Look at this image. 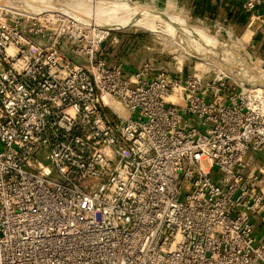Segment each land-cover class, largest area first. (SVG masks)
<instances>
[{
	"label": "built area",
	"instance_id": "1",
	"mask_svg": "<svg viewBox=\"0 0 264 264\" xmlns=\"http://www.w3.org/2000/svg\"><path fill=\"white\" fill-rule=\"evenodd\" d=\"M109 39L0 5V264H264V90L126 74Z\"/></svg>",
	"mask_w": 264,
	"mask_h": 264
},
{
	"label": "rangeland",
	"instance_id": "2",
	"mask_svg": "<svg viewBox=\"0 0 264 264\" xmlns=\"http://www.w3.org/2000/svg\"><path fill=\"white\" fill-rule=\"evenodd\" d=\"M93 1L94 3L96 1L99 2L100 6L104 5L103 7L105 8L110 3H119L124 7L137 8L138 10H142L146 15L145 17L151 18V20H160L178 28L182 26L183 28H187L188 31L192 30L200 38L201 45L206 50L211 51L215 55L217 53L220 54V62L223 64V67L225 66L233 73L236 72V75L240 78L245 77L246 79L239 80L247 82V78L252 77L253 74L260 81L264 82V58L254 42V36L251 39L249 38L250 32L255 28L254 25H252L250 30L248 26L246 27L250 19L247 20L245 26H237L228 21L211 23L206 20H196L187 11L186 4L183 2L184 0H177V8L170 5L168 0H41L43 4L54 2L59 6H69V4L77 6L81 3H92ZM0 5L12 6L18 11H34L28 0H0ZM254 16L256 17L257 14H254ZM68 17L72 16L68 15ZM86 19L85 22L92 24L100 23L101 20H107L101 24L110 32L109 40L112 39L114 41L115 35L118 36L116 37L118 40L117 45H114L113 48L108 47L106 51L108 61L111 60L109 57H112L116 46H121L124 49V51H121L123 52L121 56L122 62L121 60L118 62L122 63V67L124 65H133L132 67L138 68L143 62L153 61L156 67L163 66L172 77L176 79L181 77L183 80L192 75H197L209 81L214 80L218 76L219 71L223 72L219 69L220 66L218 64L204 59L193 46H189V51H187L178 43L168 38L158 37L148 31L137 30L130 24L111 20L105 13L104 16L102 13H97L94 17L90 14ZM247 30L249 31L247 32ZM216 37H224L225 40L229 41V44H221ZM249 69H252L253 73L248 72ZM178 70H181V73ZM254 72H256V75ZM227 76L229 75L227 74ZM249 82L257 84L255 81H248L247 83Z\"/></svg>",
	"mask_w": 264,
	"mask_h": 264
},
{
	"label": "bare ground",
	"instance_id": "3",
	"mask_svg": "<svg viewBox=\"0 0 264 264\" xmlns=\"http://www.w3.org/2000/svg\"><path fill=\"white\" fill-rule=\"evenodd\" d=\"M28 1L30 3L31 8L35 12H55V13L58 12L67 17L68 15H71L72 16L71 18L77 19L78 21H81L86 25L92 26L98 29L99 31L106 30L103 27V24L101 23L106 22L107 20H101L100 23H95V24L88 23L85 21L87 20L86 19L87 16L90 14L92 15V17H94V15L97 13H102L103 16L105 13L106 16H108L111 20L120 23L130 24L134 26L137 30L148 31L154 35H157L158 37L161 36L168 38L173 42L178 43L181 47H183V49L187 51H189L188 50L189 46L190 47L193 46L196 48L197 51L200 52L201 56L204 59H206L207 61L210 60L213 63L218 64L220 66L219 69L224 73H227L230 77L240 82L242 81L239 79L246 80L245 77L241 76L242 78H240L238 75H236L237 74L236 72L235 73L231 72L225 66L224 68L222 66L223 64L220 62L221 61L220 54L217 53V55H215L211 51L206 50V48L201 45L200 38L197 35H195V32H193L192 30L188 31L187 28H183L182 26L181 27L179 26L178 28L177 26L170 25L169 23H164L160 20H154V19L151 20V18L145 17L146 15L143 13L142 10H138L137 8L126 7V6L124 7L119 3L117 4L110 3V5L107 8H105L103 7L104 6L103 3L105 2L102 3L103 6H100L99 2L97 1L95 3L94 1L92 3L90 2L81 3L80 5L77 6L72 4L71 5L69 4V6H59L54 2H51L49 4L47 3L43 4L41 0H28ZM151 1H155V0H151ZM168 2L170 3V5L177 8V0H168ZM256 21H257L256 17L252 18L249 21L248 28L251 29L252 25H254ZM216 38L219 42H221V44L224 45L229 44V41L225 40L224 37L221 38L216 37ZM248 72L253 73V70L249 69ZM254 73L256 75V72ZM248 81H252V82L255 81L257 84L251 82H249L248 84H251L254 87H258L259 89L262 88L264 90V82L260 81L253 74L252 77L247 78V82ZM247 82H242V83H247ZM169 101L171 102L175 101V97L172 96L169 99Z\"/></svg>",
	"mask_w": 264,
	"mask_h": 264
},
{
	"label": "crops",
	"instance_id": "4",
	"mask_svg": "<svg viewBox=\"0 0 264 264\" xmlns=\"http://www.w3.org/2000/svg\"><path fill=\"white\" fill-rule=\"evenodd\" d=\"M184 4H186L185 6L187 7V11H189L190 15L195 18L196 20H206L209 21L211 23H216L218 21L220 22H225L228 21L231 24L237 25L238 24L234 21H232V19H229L227 17V14L225 12L224 7L228 5V3L230 2H237L238 4H240L241 6V0H210V4H211V8L209 10H205L204 12H202L201 10H197L196 14L194 12L195 10V3L193 0H184L183 1ZM224 2V3H223ZM242 9V6H241ZM242 11L244 12V10L242 9ZM245 14H250V20L252 18H254V14H257L256 19L257 21L254 23V28L252 32H250V39L254 36V42L255 44L258 46V50L262 53V57L264 58V27L261 26L260 24V19H258V17H264V9L260 8L258 10H256L254 13H246ZM249 23H247L246 27L248 26ZM250 30V29H249ZM247 30V32L249 31ZM246 34V32H245ZM244 34V35H245ZM117 35H115V39H113L114 41L109 40L108 45L106 46L105 50H103L100 54L99 57L104 59L107 63V65L112 66L114 64H121L118 61L121 60L122 62V54L123 52H121L122 50L124 51V49L121 46H116V49L113 52L112 57H109L108 61V54L106 53V51L108 50V47H114V45H117ZM116 40V41H115ZM122 41V39H121ZM263 47V49H262ZM118 53V55H117ZM121 58H120V57ZM120 58V59H119ZM144 63V62H143ZM142 63V64H143ZM127 64V63H125ZM142 64L138 67V68H134L132 67L133 65H124V71L126 74H131L136 72L141 66ZM257 159V156H256ZM250 223L252 225V229H253V236L255 238V241L257 244H264V214H260V215H252L250 216Z\"/></svg>",
	"mask_w": 264,
	"mask_h": 264
},
{
	"label": "trees",
	"instance_id": "5",
	"mask_svg": "<svg viewBox=\"0 0 264 264\" xmlns=\"http://www.w3.org/2000/svg\"><path fill=\"white\" fill-rule=\"evenodd\" d=\"M195 3V14L197 10H201L204 12L205 10H209L211 8L210 0H193ZM224 3V2H223ZM227 17L232 19V21L236 22L238 26H245L247 20H249V14H245L240 4L237 2H230L227 6L224 7ZM263 49V47H262Z\"/></svg>",
	"mask_w": 264,
	"mask_h": 264
}]
</instances>
